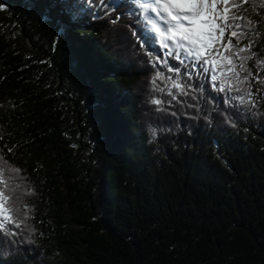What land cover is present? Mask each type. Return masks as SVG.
I'll return each mask as SVG.
<instances>
[{
    "label": "trees",
    "instance_id": "1",
    "mask_svg": "<svg viewBox=\"0 0 264 264\" xmlns=\"http://www.w3.org/2000/svg\"><path fill=\"white\" fill-rule=\"evenodd\" d=\"M129 7L0 0V167L21 169L27 205L0 264H264V89L225 103L242 93L142 46ZM243 8L264 57V0Z\"/></svg>",
    "mask_w": 264,
    "mask_h": 264
},
{
    "label": "snow or ice",
    "instance_id": "2",
    "mask_svg": "<svg viewBox=\"0 0 264 264\" xmlns=\"http://www.w3.org/2000/svg\"><path fill=\"white\" fill-rule=\"evenodd\" d=\"M248 2L249 0H81V6L86 3L93 13L101 10L108 15L118 8L131 4L128 14L136 16L137 23L142 24V46L145 42L153 44L158 42L163 49L168 50V56H173L184 66L185 76L190 78L193 70L199 65L200 72L196 74H210L212 87L216 91L226 94L242 93L232 97L226 95L225 103L236 100L240 104L255 107L257 100L251 91L252 82L260 86L257 92L264 89V77L259 75V71H264V57H258L257 53L251 51L256 42L254 37L259 36L260 33L254 30L255 21L245 15L247 9L243 8V4ZM136 5L139 11L136 10ZM75 18L72 16L73 20ZM119 19L118 14L112 22L116 23ZM226 33L227 40H225ZM133 35L140 40V36H137L135 31ZM233 38L236 39L235 44ZM245 39L249 42L242 45L241 41ZM181 52L184 59L181 58ZM225 52L228 54L225 55ZM234 58L238 59V64L234 62ZM253 59H255V67L259 70L255 74L248 67V61ZM186 60L192 62L191 68L185 63ZM162 63L167 66L166 60ZM168 71L176 72L179 76L180 68L168 67ZM242 73L244 75H241ZM156 79L164 81L166 77L158 72L153 80L154 85ZM167 80L171 82V88L177 89L181 95H187V89L192 87L191 84L187 86L182 84L179 78L173 80L168 77ZM158 90L164 91L163 88ZM199 90L203 91L202 83L199 85ZM169 95L173 96V99L176 98L171 89ZM152 103L161 105L163 101L154 99ZM20 172L21 169L8 168L6 164L0 167V230L9 237L17 235L9 225L20 229L21 225L25 224L24 217L27 214V205L23 208L18 206L21 197L16 193L21 186L19 181L23 180ZM27 230L34 231L31 227H27Z\"/></svg>",
    "mask_w": 264,
    "mask_h": 264
},
{
    "label": "rangeland",
    "instance_id": "3",
    "mask_svg": "<svg viewBox=\"0 0 264 264\" xmlns=\"http://www.w3.org/2000/svg\"><path fill=\"white\" fill-rule=\"evenodd\" d=\"M182 53V52H181ZM183 54V53H182Z\"/></svg>",
    "mask_w": 264,
    "mask_h": 264
}]
</instances>
